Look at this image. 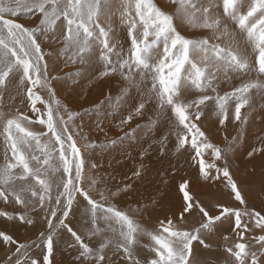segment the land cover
<instances>
[{
  "label": "snow or ice",
  "instance_id": "snow-or-ice-1",
  "mask_svg": "<svg viewBox=\"0 0 264 264\" xmlns=\"http://www.w3.org/2000/svg\"><path fill=\"white\" fill-rule=\"evenodd\" d=\"M172 2L177 7L170 13L154 0H120L119 8L114 7V0H0V92L15 80L18 88L23 86L24 101L32 114L18 108L0 110V203L13 209L0 210V217L37 229V238L28 242L0 230L4 251L0 264H55L54 254L64 233L78 254L77 264H112L110 254L123 256V264H196L193 242L209 247L203 237L229 218H234L232 231L238 242L225 249L224 264H264V234L252 236L254 244L243 242L245 234L255 229L264 233V207L249 208L242 182L230 168L229 157L239 136L224 149L210 142L198 123L210 102L212 115L223 127L230 120V101L234 105L231 121L248 123V115L241 110L252 109L253 90L264 93V0ZM21 18L32 23L20 22ZM117 18L130 38L126 54L114 40ZM174 21L210 35L185 36ZM45 43L60 44L55 53L47 54L49 58L56 55L70 63H99L89 86L119 77L117 93L108 92L91 108L69 109L56 98L52 83H62L67 77L50 74L42 48ZM221 74L226 79L232 74L242 82L220 95L213 84ZM133 90L139 100L132 97ZM193 90L200 93L196 99L190 98ZM150 104L155 105L156 119H150L149 126H157L161 117L169 126V132L156 142L159 154H167L170 135H174L173 154L189 153L198 179L207 185H222L220 190H227L239 207L223 200L206 206L190 194L189 179L178 185L182 193L178 212L157 218L153 230L142 219L157 205L155 198L150 204L137 201L129 209L112 203L134 191L135 181L143 178L146 169L141 163L129 182L115 190L109 188L94 174L97 164L87 158L96 147L109 145H97L87 136L80 143L83 117L94 113L101 128L108 117L119 116L122 130L143 116ZM135 131L124 132L110 145L123 144ZM256 139L259 146L247 152L249 159L264 156V135ZM139 155L143 158L147 149L142 148ZM255 171L253 167L251 172ZM162 183L167 185L166 180ZM76 209L84 217L82 229L70 220ZM194 216L198 219L189 226ZM144 237L149 245H142ZM33 248L41 250L40 257L30 254ZM143 248L148 249L147 255H142Z\"/></svg>",
  "mask_w": 264,
  "mask_h": 264
},
{
  "label": "rangeland",
  "instance_id": "rangeland-1",
  "mask_svg": "<svg viewBox=\"0 0 264 264\" xmlns=\"http://www.w3.org/2000/svg\"><path fill=\"white\" fill-rule=\"evenodd\" d=\"M165 1L167 4L164 3V5H160L159 0H154L157 6H159L162 10L170 13L174 12L177 7L176 3L172 2V0ZM119 6L120 0H114V7L119 8ZM20 22L30 24L32 23V20L29 18H21ZM174 22L177 23L178 31L185 36L199 38L210 35L205 30H196V33H194L186 24L176 21ZM231 27L234 28L235 26L231 25ZM114 28L116 30H121L123 33V36L122 34L120 35V43H127L126 40H129L130 43V38L127 36V28L126 26L121 25L118 18L114 21ZM59 47L60 44L58 43L42 44V48L46 53V59L49 60L50 74L53 76L59 75L61 77H67L62 83H58L55 80L52 81L53 87L56 89V98L59 99L62 104L67 105L71 110L81 111L82 108H91L93 104L104 100L108 92H112L113 95H115V92L108 87L107 81H96L94 87L89 86L88 81L91 79L95 71V67L100 66L99 63L89 61L88 63L82 65L80 63L67 62L62 56L57 57L56 55H53L49 58L47 54L49 52L55 53ZM123 50L124 52H127V49L123 48ZM95 59L96 54L94 53L93 60ZM74 81H79V83L75 84ZM110 81H113V79ZM97 82L100 84L99 93L97 92ZM112 83L111 84L113 86L115 82ZM91 92H93L94 95L90 99H87L85 96ZM23 93V86L18 88L17 82L14 80L6 90L0 92V97H2V99H0V110H3L4 112H11L18 108L21 111L32 115L28 112V108L26 107L27 101H24ZM42 95H45L47 98L46 93H42ZM258 96L264 98V94ZM69 97H73L77 100V104L70 106L68 101ZM253 100L254 97L252 96L251 104L253 103ZM131 102L132 101L129 100L128 104H131ZM229 104L230 120L226 122L223 127L218 124L215 116L206 117L204 115L198 123L200 124L202 130H204L208 135L209 141L224 149L229 147V143L232 141L233 137L239 136V139L234 145V151L229 157L230 168L233 171L235 178L242 182L243 192L246 196L249 208L254 207L256 210H260L261 207H264V190H262V180H264V156L257 155L254 159H249L247 157V152L250 151L252 147L259 146L257 144L256 137L264 135V126H262L264 125V105H262L260 110L258 109L260 105L257 106L255 104L252 105L251 110L248 106L243 108L241 110L242 115H248L250 118V121L244 125L239 122L233 123L231 121L234 105L231 101ZM151 107L155 108V105H152L149 108ZM206 109L207 108H205V110ZM124 114L126 115V113ZM256 114H259V116L255 118L256 122L253 125L254 121L250 116H256ZM147 118H149V120L156 119V117L153 118L149 112H145L143 116L134 118V120L129 124L131 125L129 126V130L126 131L127 128H123L121 130V128L117 127L119 125V116L108 117L104 121L101 128L97 127L98 117L94 113H89L83 117V126L79 129L81 134L80 143L84 142L82 137L87 136L88 141L95 142L97 145H109L105 148L96 147L94 150L87 153V158H90V160L95 162L98 166L94 174L102 177L107 186L112 188V190H115L116 186L129 182L128 178L132 176V172L138 167L137 157L139 156L130 150L134 146L137 147V142L135 141L137 136H135V134L138 128L137 126L132 125L137 123L142 127L143 123H149ZM109 120L113 121H111L107 126ZM208 120H212L210 124L208 123ZM79 123H81V121L78 119L77 124ZM247 125L249 126L247 127ZM115 128H117V132L119 134L117 133V137L113 140H117L119 137L124 135L121 131L129 132L132 129H136L131 139H128V141L125 140V143L122 146L124 151H120V154L117 156L118 158H114L117 151H114L115 145H110L109 143L112 140H102L99 135L104 133L101 137L112 136ZM32 130L39 131L40 129L33 128ZM253 133L255 137L251 136ZM171 146H173V148L168 151L169 153L167 154V158H165V155L160 158L162 159V162L160 163L162 171L157 172L159 170L158 165H154L153 162L148 167H144L146 171L143 174L142 179L135 181L133 185L134 191L117 197L112 201V203L120 209H129L131 207H135L137 201H140L143 204H150L151 199L155 198L157 200V205L154 206L150 212L145 213L142 219L144 226L149 230H153L157 227V218L163 219L165 215L170 216L178 212L182 196V193L178 191V185L182 183L183 179H189L192 182V191L190 194L204 202L206 206H211V204L216 200H223L234 207H239L238 202H235L227 195V190H220L222 189V185H207L198 179L197 167L194 162L189 160V153L184 152L182 154H173L174 144H171ZM128 152H132V154H127ZM139 159L140 164L141 160L145 163L143 160L144 158ZM205 159L209 160L210 156L206 155ZM0 163H3L2 141H0ZM153 165V168L150 167ZM253 167L256 169L255 173L251 172ZM177 178L180 179L178 180ZM164 180L167 181V185L162 183ZM157 193H159V195H157ZM158 205L159 210L157 209ZM0 210L12 211L13 209L11 207L5 209L4 204L0 203ZM150 213L153 215V218H149ZM154 218H156V222H152ZM196 219H198V216H194L189 221V226L193 225ZM233 219L234 218L225 219L223 223H221L222 225H220L214 233L203 237L209 247H204L198 241L193 242V257L196 264H224L227 259L225 249L229 246H234V244L238 242V238L232 231L234 228ZM70 220L74 227L82 229L84 225V217L79 209H76L75 214L70 217ZM0 230H7L9 234H12L14 238L19 239L21 242H28L37 238V229L32 228L31 226L21 227L14 221H8L3 217H0ZM261 234L264 233L255 229L253 232L245 234L243 242L254 244L255 241L252 240L251 237ZM225 236H228L229 239L225 240ZM150 243L151 242L147 237L142 239V245H149ZM30 254L35 257H40L42 253L40 249L33 248L30 249ZM147 254L148 249L143 248L142 255ZM3 255V246L0 245V258H2ZM54 255L55 264H77L76 258L78 254L74 248L69 246V236L67 233H64L63 238L59 240L58 247ZM109 259L112 261V264H120L123 262L122 260L124 258L120 255L110 254Z\"/></svg>",
  "mask_w": 264,
  "mask_h": 264
},
{
  "label": "bare ground",
  "instance_id": "bare-ground-1",
  "mask_svg": "<svg viewBox=\"0 0 264 264\" xmlns=\"http://www.w3.org/2000/svg\"><path fill=\"white\" fill-rule=\"evenodd\" d=\"M164 3H166V1L165 0H159V4L160 5H164ZM167 4V3H166ZM114 27V26H113ZM192 29V28H191ZM192 31L194 32V33H196V30L195 29H192ZM122 34V36H123V33L121 32V30H116L115 28H114V40L116 41V42H118L120 45H122V47L124 48V49H127L130 45V43H129V40H126V42L128 43H120V41H119V39H121V37H120V35ZM209 34V33H208ZM124 42V41H123ZM126 53V52H125ZM57 62V61H56ZM100 66H98V67H95V69L96 68H99ZM113 79V81H110V80H112ZM244 79H247V77H245ZM104 81H107V84H108V87L109 88H111L114 92H115V94L117 93V90H118V87H119V85H120V83H121V81H120V79H119V77H115V79L114 78H110V79H106V80H104ZM112 82H115L114 83V85L112 86ZM242 82V79L241 78H239V77H236V76H234V75H232V74H229V78H225L224 77V75L223 74H221L220 75V77H219V79H218V81L215 83V84H213V87L214 88H216L217 89V92H219V94L220 95H223L225 92H230L234 87H238L239 85H240V83ZM112 83V84H111ZM97 92L99 93V86H100V84H99V82H97ZM209 95H212L213 93L212 92H209L208 93ZM264 93H257L255 90H253V92H252V96L254 97V100H253V103L251 104V105H253V104H255V105H257V106H259L260 105V107L258 108L259 110L262 108V105H264V98L263 97H260V96H258V95H263ZM94 95V93L93 92H91V93H89V94H87L85 97L87 98V99H90L92 96ZM132 95H133V98H135L136 100H139V93H137L135 90H133V92H132ZM200 95V93L199 92H197V91H195V90H193L192 92H191V94H190V98L191 99H196V98H198V96ZM68 101H69V105L71 106V105H75V104H77V100H75L73 97H69V99H68ZM152 105H154V104H150L149 106H148V110L146 111V112H149V114H151L152 116H153V118H155L156 117V113H155V108H149L150 106H152ZM205 108H207L206 110H205ZM204 108V113H205V116L206 117H208V116H210V117H213L214 115H212V112H213V110H214V107H213V105L209 102L208 103V105H207V107H205ZM264 115V114H263ZM259 116V114H256V116H250V117H252L253 118V125H254V123L256 122L255 121V118H257ZM136 120V119H135ZM147 120H149V118H147ZM111 121H113V120H109V122H108V124H107V126L110 124V122ZM137 121V120H136ZM211 121L212 120H208V123L210 124L211 123ZM250 121V118H249V120H248V122ZM138 124L136 123V124H133L132 126H137ZM149 125V123H143V125H142V127H140V128H138V130H137V132H136V134H135V136H137L136 138H135V141L137 142V147H133V148H131L130 150L131 151H133V152H135L136 154H137V156H139V157H137V165L139 166L140 165V159L139 158H141L140 157V155H139V153H140V151H141V149L143 148V149H147V155H145L143 158V160H144V162L145 163H143V161L141 160V163L142 164H144V167H148L152 162L154 163V165L156 164V165H158V171L157 172H159V171H162L161 170V165H160V163L162 162V159H160L161 158V155L159 154V152H158V150H157V141H159V139H160V137H161V135L162 134H164V133H168L169 132V126L167 125V123L165 122V118H160V123L157 125V126H155V127H149L148 126ZM129 126H131V125H125V126H123V128H127V130L126 131H128L129 130ZM249 125H247V127H248ZM262 126H264V125H262ZM118 128H120L119 126H117ZM125 131V132H126ZM122 133H124V131H121ZM113 135L112 136H109V137H101V136H103V134L101 135V134H99L100 135V138L102 139V140H113L115 137H117V135L119 134L118 132H117V128H115L114 129V131H113ZM118 133V134H117ZM251 136L252 137H255V135H254V133L253 134H251ZM98 140H99V138H98ZM128 141V140H127ZM174 142H175V136L174 135H170V140H169V150H171V148H173V146H171V144H174ZM125 143V142H124ZM124 143L123 144H116L115 146H114V151H117V154H116V156H114V158L116 157V158H118L117 156L120 154V151H124V149L122 148V146L124 145ZM149 145H152V147L151 148H149ZM150 152V153H149ZM111 153V152H110ZM169 152H167V154H168ZM127 154H132V152H128ZM165 155V158H167V156L168 155ZM111 155V154H110ZM112 156V155H111ZM152 158H153V160H152ZM154 165L153 166H150V167H154ZM149 167V168H150ZM168 167V166H167ZM181 167V166H180ZM175 171H177V170H175ZM180 173V172H179ZM172 175V174H171ZM175 175H176V172H175ZM194 175V174H193ZM187 176V175H186ZM176 177V176H175ZM196 178V177H195ZM178 180L180 179V178H177ZM181 182V181H180ZM179 182V183H180ZM183 182V181H182ZM160 205V204H159ZM159 205L157 206V209L159 210ZM155 213V212H154ZM148 216H149V214H148ZM155 217V216H154ZM149 218H153V215L150 213V216H149ZM152 222H156V218H154L153 219V221ZM220 225H222V224H220ZM223 234V233H222ZM221 234V235H222ZM123 261V260H122ZM120 264H123V262L122 263H120Z\"/></svg>",
  "mask_w": 264,
  "mask_h": 264
}]
</instances>
